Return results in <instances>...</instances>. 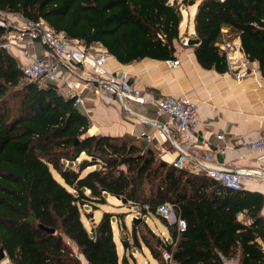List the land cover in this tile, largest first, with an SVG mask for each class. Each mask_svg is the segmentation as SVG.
<instances>
[{"label":"trees","instance_id":"obj_1","mask_svg":"<svg viewBox=\"0 0 264 264\" xmlns=\"http://www.w3.org/2000/svg\"><path fill=\"white\" fill-rule=\"evenodd\" d=\"M184 1L182 4H185ZM179 0H0V12L44 20L71 40L99 43L127 65L173 61L183 22ZM195 54L206 70L230 71L224 42L241 41L264 79V0H201L194 17ZM7 30L0 26V44ZM91 120L53 84L23 75L19 60L0 47V247L11 264H137L122 237L120 256L113 215L89 229L83 207L97 210L106 195L141 210L133 223L134 249L166 264H264V195L234 191L163 160L142 139L90 134ZM172 205L187 223L178 233L159 214ZM162 218L170 240L146 222ZM40 225L54 229L49 233ZM145 230V231H142Z\"/></svg>","mask_w":264,"mask_h":264},{"label":"crops","instance_id":"obj_2","mask_svg":"<svg viewBox=\"0 0 264 264\" xmlns=\"http://www.w3.org/2000/svg\"><path fill=\"white\" fill-rule=\"evenodd\" d=\"M196 12L197 8L193 12L194 17ZM183 23L180 27L181 40L176 44L174 61L179 62L176 67H171L169 61L152 59L124 65L111 57L108 68L112 72L128 73L139 90L156 98L187 95L196 104L199 123L195 134L198 142L192 147L182 144L187 146L185 150L188 155H195L196 152L211 154L218 166L227 169L254 168L255 156L245 149V144L264 137V79L259 66L250 63L252 69L243 78L237 77V68L224 74L204 69L196 58L195 45L188 46L189 40L196 38L194 22L191 34L190 26L186 27L189 37L187 42L182 40L185 35L182 31ZM232 43L241 47L239 39ZM35 49L38 54H44L43 46L38 44ZM85 96L86 103L78 108L91 120L90 134L113 137L131 135L136 138L143 134L150 135L163 160L171 164L177 160L179 152L172 142L166 143L161 127L141 120L145 118L163 126L167 119L158 118L154 107L149 105L147 116L131 108L144 105L130 103L126 110L117 97L102 94L98 99L91 90H87ZM220 134L224 135V140L217 139ZM176 142L182 143V138L176 136ZM150 147L155 150L154 146ZM185 169L193 172L190 165ZM243 189L264 195V180L244 179ZM153 231L157 233L155 229ZM166 232L157 234L169 241L170 235ZM155 262L160 264L157 260Z\"/></svg>","mask_w":264,"mask_h":264},{"label":"built area","instance_id":"obj_3","mask_svg":"<svg viewBox=\"0 0 264 264\" xmlns=\"http://www.w3.org/2000/svg\"><path fill=\"white\" fill-rule=\"evenodd\" d=\"M3 14L0 12V26L7 32L0 47L19 60L21 71L29 81L40 86L55 85L73 99L77 107L86 103L87 90L93 91L98 99L102 94L117 97L126 110L130 103L150 105L156 109L157 117H166L167 122L162 126L156 121L141 120L161 127L163 137L172 142L179 152L173 162L174 167L183 169L190 165L196 175L205 173L234 191L243 189L244 179L264 180V137L245 144V149L255 156L254 168L227 169L218 166L211 154L196 152L195 155H188L185 147H192L198 142L195 130L199 118L196 104L187 95L156 98L139 90L128 73L110 71L108 61L111 55L101 44L86 45L71 40L65 32L56 31L44 20L32 21L20 15H10V18L9 14L6 18ZM38 44L44 48L43 55L36 52ZM220 47L226 53L230 69H239L237 77L246 76L252 68L241 47L227 41ZM169 64L176 67L179 62L173 60ZM176 136L182 138V143L176 142ZM144 138L146 142H151L152 137L146 135ZM224 138L223 134L217 135L218 140ZM158 211L170 226L177 227L179 234L187 230L186 221L176 215L172 205L161 206ZM163 258L166 264H175L172 253L163 252ZM219 258L223 264H241L238 257L219 253Z\"/></svg>","mask_w":264,"mask_h":264},{"label":"rangeland","instance_id":"obj_4","mask_svg":"<svg viewBox=\"0 0 264 264\" xmlns=\"http://www.w3.org/2000/svg\"><path fill=\"white\" fill-rule=\"evenodd\" d=\"M184 1H187V2H185V4H182ZM200 2L201 0H179V3L182 4L181 11L183 14V22H184L182 31L185 34L182 40H184V42H187V40L189 39L188 34L186 33L187 31L186 27L188 25L190 26L189 34H191V29L193 28L192 26L194 22L193 12L195 11L196 8H198V5ZM3 15L6 18L9 17L7 14H3ZM192 39H195V38L193 37L190 40ZM131 108L132 109L135 108L138 112L142 113V115H145V114L147 116L149 115V112H148L150 109L149 105H144L143 107H139V106L132 107L131 106ZM147 136H150V135H147ZM144 137H146V135L145 136L142 135V137H140L139 139H142L144 142H146ZM166 140H167L166 143L167 142L170 143L168 139ZM146 144L148 146H154L155 151L158 152L157 145L155 141H153V137L151 139V142H146ZM106 200H107V203L100 205L97 210H94L90 205H86L83 207V212L91 215L90 216L91 218L89 219L85 216V214L82 217L86 226L90 229L95 222L98 223L101 220V218L103 217L105 213L112 214L115 241L118 245L120 256H123V253H124L123 244H122V237H124L125 239H128V242L131 244V248L127 251V256L130 258L131 262H132V257H135L137 264H157V262H155V260L152 258L149 251H147L146 249L144 250L134 249V245L132 244L131 236L133 232V223L135 219L141 218L140 208L131 207L130 204H127V205L122 204V202L118 200L117 197H114L111 195H106ZM162 218L159 217V218L152 219L150 217H147V222L149 223L150 227L155 229V231L160 235H162L161 232L165 230L167 231L166 234L168 233V228L163 224L164 220ZM141 223L142 222H138L137 225H140ZM142 231H145V230H142ZM1 264H11V262L8 260V261H4Z\"/></svg>","mask_w":264,"mask_h":264},{"label":"water","instance_id":"obj_5","mask_svg":"<svg viewBox=\"0 0 264 264\" xmlns=\"http://www.w3.org/2000/svg\"><path fill=\"white\" fill-rule=\"evenodd\" d=\"M198 43H199V40L192 39V40H189L188 45L194 46V45H197ZM117 199L120 200L122 202V204H126V205L128 204L127 200H125V199H120V198H117ZM138 222H142V219H135L134 220V223H138ZM40 227L49 233H52V234L55 233L54 229H49V228H46L42 225H40ZM7 259H8V255L5 251V249L3 247H0V264L3 263L4 261H6Z\"/></svg>","mask_w":264,"mask_h":264}]
</instances>
